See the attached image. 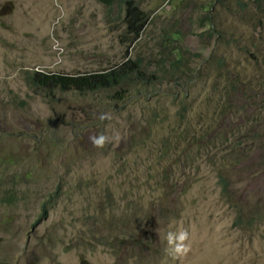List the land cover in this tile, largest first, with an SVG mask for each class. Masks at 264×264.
I'll return each mask as SVG.
<instances>
[{"label":"rangeland","instance_id":"1","mask_svg":"<svg viewBox=\"0 0 264 264\" xmlns=\"http://www.w3.org/2000/svg\"><path fill=\"white\" fill-rule=\"evenodd\" d=\"M136 1L152 10L151 17L157 14L133 45L125 0L111 6L96 0H0V264H264V220L258 229L235 227V210L218 184L221 172L247 177L249 165L205 161L225 154V132L232 130L234 111L220 117L214 112V75L206 79L201 63L214 49L207 41L213 24L236 39L229 54L237 70L246 66L257 74L251 63L261 59L264 66V31L258 24L264 19V0H243L250 6L246 12L238 6L225 9L218 0ZM164 4L171 11L162 9ZM209 16L211 21L201 26L200 20ZM164 27L165 37L172 40L169 46L177 49L171 57H180L174 46H181L198 70L181 88L160 83L161 88L180 89L177 97L150 96L158 82L124 85L131 78L108 89H56L54 95L37 92L22 79L23 72L33 69L73 73L122 66L139 57L148 62L158 53L156 41L165 40ZM201 32L206 43L197 36ZM255 38L259 58L248 46ZM144 66L148 74L159 67L155 59ZM119 88L134 96L132 103L126 106L116 97ZM147 98L154 108L144 113ZM237 101L245 114L264 113V88H245ZM185 105L198 142L215 149L205 152L203 160L191 158L188 176L180 181L172 173L183 166L173 157L130 149L162 134L174 137L179 129L172 123ZM101 114L107 118L100 120ZM101 134L108 141L96 147L89 137ZM238 185L244 187L243 198L264 202V170ZM173 188L186 191H167ZM60 190L67 197L59 198ZM44 201L51 204L39 226ZM107 204L109 209L103 210ZM148 215L150 225L144 223ZM181 231L189 234L184 242L189 250L183 255L167 240L168 233ZM118 232L126 242L116 240ZM130 238L139 244L128 245Z\"/></svg>","mask_w":264,"mask_h":264},{"label":"trees","instance_id":"2","mask_svg":"<svg viewBox=\"0 0 264 264\" xmlns=\"http://www.w3.org/2000/svg\"><path fill=\"white\" fill-rule=\"evenodd\" d=\"M101 1L105 4L111 5L116 0ZM126 1L127 15L131 24L130 32L133 34L132 40H134L139 36L140 31L146 24L148 18H146L143 11L133 6V0ZM218 2L222 7L230 11L238 6L240 12H246L250 7L248 1L243 0H218ZM255 2H252V4ZM260 12V14L263 15L261 9ZM254 16L256 17L258 14L256 13ZM206 19L211 21L210 16L209 18L204 17L200 20L199 24L203 26L206 23ZM259 23L263 24L262 29L264 31V19L262 17H260L258 24ZM204 35V32L197 34L200 40L203 43H206ZM163 36L165 37V32ZM208 37L209 39L207 41L210 42V44H213L214 49L209 57L202 58L201 63L203 67L202 73L206 76V79L211 72L214 75L212 92L218 95V105L215 107L214 112L219 117L224 111L228 112L229 110H233L234 114L233 120H231L232 130L229 133L225 132V147L223 149L225 154L223 156L213 154L209 160L205 161L210 162L211 164L225 163L230 166H241L246 161V164L249 165L247 177H241L245 176L243 172L240 173V176L234 175L233 173L221 172L218 184L221 187V191L228 197L235 210L236 216L233 221L234 226L246 229H258L261 221L264 220V202L260 199L254 200L250 198V196L243 198L241 192L244 187H240L238 183L248 179L250 176L254 177V174L258 171L264 170V116L263 118L261 117V114L264 113L260 111L259 114H245L242 110V105L237 101V98L240 97V94L243 91H245V88H264V66L261 63V59H257L254 63H251L254 65V69L258 71L257 74L248 71L246 66L237 70V65L229 54L232 42H237L233 35L223 29L215 30L214 25L212 24ZM167 38L168 36H166L164 42L161 43L156 41L159 50L153 60H157V65H160V68L159 70L157 69L154 74H148L146 70L141 68L143 65H145L144 67L152 66L153 60L144 62V60L139 57L136 61H130L132 68L135 70V74L132 73V71L124 70L122 67L111 70L108 73H97L85 76H72L64 72L46 73L27 71L22 79L37 92L42 93L44 90H47V93L50 95H54L56 89L65 90L75 88L83 91L91 89L94 91L108 89V87L123 82L127 78L133 79L134 77V83L143 81L145 83L152 82L154 85L155 81L158 79L162 81L168 79L174 81L177 87H180L183 82L189 79L190 73L192 76L196 77L198 71L194 66V59H190L191 55L187 53L186 50H183V47L177 45L174 46L179 48L180 57H171L176 55L175 51L177 49L169 46L172 44V40H167ZM248 46L254 50V53L257 54L258 58L261 56V50L257 45L256 38L251 43L248 42ZM241 50L245 49L241 48ZM220 54H222V56ZM196 56L198 55H195V57ZM223 64L227 67L224 68ZM207 65H209V72L205 73ZM105 70L107 69L100 70V72ZM122 91L121 88L117 90L116 97L123 98L125 105L127 106L132 103L134 96L127 95ZM150 93V96H157L159 99L162 97L155 91V88H151ZM180 93V89L177 91L166 90L168 96H178ZM146 101L148 102V105L146 106L144 113H147L154 108L149 103L148 98ZM207 102L209 106L211 100H208ZM261 110H264V105L261 106ZM188 111V105H185L183 106V109L177 113V120L172 123V127L179 130L174 137L168 136V134H162V136L152 139L151 141L140 142L138 148H131L130 151H139L147 148L149 151L147 156H153L155 152H160L159 156L161 157H173L175 159L174 163L177 165L181 164L183 170H176L172 175L180 181L184 180L188 176L186 166L188 165L189 160L193 157H195L196 161L203 160L201 158L203 154L205 152L206 154H209L210 152L208 150L210 147L209 143H197L196 140L199 138V133H196L197 136L194 133V126ZM225 112L223 113V116ZM224 122L225 120H223V127ZM254 154L257 155L255 156ZM148 178H153V175H149ZM234 185H237V187L234 188ZM167 191L169 193L175 192L173 189ZM181 191H186V189H181ZM160 192L165 193V190H160ZM120 208V206H115L114 210ZM102 209H109V204L102 206ZM119 224L120 222L117 220L115 226H119ZM136 226L138 225H135V227ZM119 233L120 232L116 233V237Z\"/></svg>","mask_w":264,"mask_h":264},{"label":"clouds","instance_id":"3","mask_svg":"<svg viewBox=\"0 0 264 264\" xmlns=\"http://www.w3.org/2000/svg\"><path fill=\"white\" fill-rule=\"evenodd\" d=\"M96 1H98V2H100V3H103V1H101V0H96ZM116 1H118V0H116ZM115 1V2H116ZM141 1V0H140ZM114 2V3H115ZM113 3V4H114ZM125 3H126V18H127V34H129V44H133V45H135L136 43H137V41L140 39V37L142 36V33H143V29H144V27L146 26V24L148 23V22H151L152 20H153V18H155L156 17V14H154L152 17H151V13H152V10H145V9H142V8H140V5H139V3L136 1V0H133V6L134 7H136V8H139L141 11H143L144 13H145V15H146V18H148V20H147V22H146V24L143 26V28H142V30L140 31V34H139V36L136 38V39H134V40H132V38H133V34L130 32V29H131V24H130V19H129V17H128V15H127V1L125 0ZM103 4H105V3H103ZM113 4H111V5H113ZM106 5H108V4H106ZM111 5H108V6H111ZM168 7V8H167ZM169 7H171V5H167V4H164V5H162V9H169ZM169 11H171V9H169ZM168 11V12H169ZM168 27H164L163 28V30H164V32L166 31V29H167ZM160 40V39H159ZM159 40H157V41H159ZM128 53H129V51L128 50H126L125 51V57L128 55ZM136 61V60H135ZM132 64H130V61H127L126 63H124V64H122V66H120V65H116L115 67H109V68H101V69H99V70H97V71H84V72H81V71H78V72H73V73H66V74H69V75H72V76H85V75H93V74H97V73H108L109 71H111V70H114V69H116V68H120V67H122L124 70H128V71H132V73H134L135 74V70L132 68V66H131ZM159 68H160V65H159V67H157V69L159 70ZM103 69H107V70H105V71H102V72H100V70H103ZM29 71H38V72H46V73H49V71H45V70H39V69H33V70H29ZM198 71V70H197ZM26 72H23V75L25 74ZM50 73H54V72H50ZM65 73V72H64ZM198 75V72L196 73V76ZM135 78V77H134ZM133 78V79H134ZM166 81H169V83H172L173 84V87L174 88H181L182 86H184L183 84H182V86H180V87H177V85H176V83L174 82V81H171V80H168V79H165V80H160V79H158V80H156L155 82H158V84H159V88H155V91L160 95V96H162V97H167L168 95L166 94V90H172L171 88H161V84L160 83H163V82H166ZM131 83H134V80H130V81H128V82H125L124 83V85L125 84H131ZM120 84H122V82H119V83H117V84H115V85H113V86H117V85H120ZM155 84V83H154ZM112 87V86H111ZM120 89V88H119ZM118 89V90H119ZM121 90H123V88H121ZM123 92V91H122ZM124 93H125V91H124ZM126 94V93H125ZM128 95V94H127ZM177 97V96H176ZM119 98V97H118ZM105 118H107V114H101L100 116H99V119L100 120H104ZM222 127H223V124H222ZM205 128V127H204ZM204 128H203V132H204ZM220 132H221V130H220ZM194 133L196 134L197 133V131L195 130V128H194ZM196 136H197V134H196ZM89 139H90V141H91V143L94 145V146H96V147H103L104 145H105V143L108 141V138L106 137V136H104V135H99V136H91V137H89ZM197 141V143H198V140H196ZM211 150V149H215V146H212V145H210V147L208 148V150ZM202 150H204V149H202ZM125 160H127V159H125ZM12 161V160H11ZM188 174V173H187ZM186 179V178H185ZM184 179V180H185ZM0 186H1V184H0ZM138 190H139V188H137ZM173 190L175 191V192H173L174 194H179V193H181L182 191H181V189L180 188H173ZM151 191H152V189H151ZM134 192V191H133ZM159 192H160V190H159ZM56 193H57V191H56ZM114 194H115V196H116V194H117V192L115 191V193H111V198H113V200H114V198H115V196H114ZM62 194H61V190H60V193H59V198H61V197H67V195L66 194H63L62 196H61ZM49 204H51V202H49V201H44V202H42L41 204H40V214H39V217H38V220H37V223L41 220V219H45V217L49 214ZM120 207H122V204L121 205H119ZM102 208V207H101ZM136 214H138V213H136ZM135 214V215H136ZM146 225H150V222H149V215H148V217H147V219H146V221L144 222ZM45 224V222H43V224H42V221H40L39 222V226H43ZM140 225H141V222H140ZM137 227L138 226H136L135 227V225H134V227H133V231L135 230V229H137ZM39 232V231H38ZM188 238H189V234H188V232L187 231H181V232H179L178 234H174V233H168V236H167V240H168V244L169 245H174V252L176 253V254H179V255H183V254H185V253H187V251L189 250L188 249V246L184 243L186 240H188ZM119 239H122V242H126V237H125V235H121V234H119L117 237H116V240H119ZM128 245H130V246H136V245H138L139 244V240H137V239H133V238H130L129 239V243H127ZM115 257H118V255H116Z\"/></svg>","mask_w":264,"mask_h":264}]
</instances>
